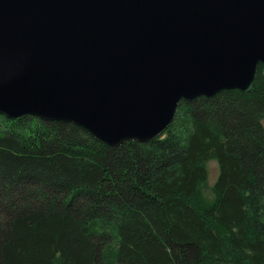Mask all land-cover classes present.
Wrapping results in <instances>:
<instances>
[{
    "label": "trees",
    "instance_id": "1",
    "mask_svg": "<svg viewBox=\"0 0 264 264\" xmlns=\"http://www.w3.org/2000/svg\"><path fill=\"white\" fill-rule=\"evenodd\" d=\"M263 118L261 65L146 143L0 116V264H264Z\"/></svg>",
    "mask_w": 264,
    "mask_h": 264
},
{
    "label": "water",
    "instance_id": "2",
    "mask_svg": "<svg viewBox=\"0 0 264 264\" xmlns=\"http://www.w3.org/2000/svg\"><path fill=\"white\" fill-rule=\"evenodd\" d=\"M264 75V0H0V116L146 143Z\"/></svg>",
    "mask_w": 264,
    "mask_h": 264
},
{
    "label": "rangeland",
    "instance_id": "3",
    "mask_svg": "<svg viewBox=\"0 0 264 264\" xmlns=\"http://www.w3.org/2000/svg\"><path fill=\"white\" fill-rule=\"evenodd\" d=\"M261 125L264 129V118L261 121ZM206 171H207V188L204 190L206 195H209V187L211 186L212 182L214 181L217 173L216 164L213 161H209L206 164Z\"/></svg>",
    "mask_w": 264,
    "mask_h": 264
}]
</instances>
